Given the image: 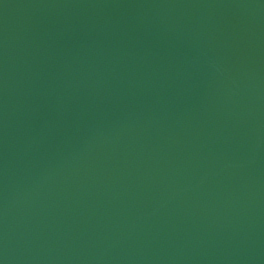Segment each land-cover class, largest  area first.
I'll return each instance as SVG.
<instances>
[{
	"label": "water",
	"instance_id": "obj_1",
	"mask_svg": "<svg viewBox=\"0 0 264 264\" xmlns=\"http://www.w3.org/2000/svg\"><path fill=\"white\" fill-rule=\"evenodd\" d=\"M0 264H264V0H0Z\"/></svg>",
	"mask_w": 264,
	"mask_h": 264
}]
</instances>
